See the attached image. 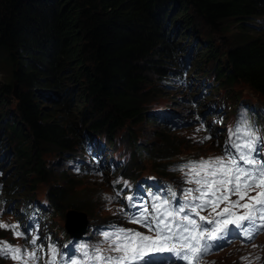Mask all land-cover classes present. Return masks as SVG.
I'll return each instance as SVG.
<instances>
[{
  "label": "trees",
  "instance_id": "1",
  "mask_svg": "<svg viewBox=\"0 0 264 264\" xmlns=\"http://www.w3.org/2000/svg\"><path fill=\"white\" fill-rule=\"evenodd\" d=\"M176 10L180 12L172 19ZM192 16L219 30L232 22L242 33L225 52L209 46L198 53L199 63L205 60L214 64L219 97H212L207 80L198 96L189 97L195 114L192 125H199L195 131L202 130L193 140L200 142L210 134L212 144L219 140L220 146L219 152L209 156L221 155L224 136L228 139L229 129L235 128L242 117L257 135L264 137V28L259 33L255 27H246L245 22L264 21V0H0V69L10 72L8 82L0 84L3 102L13 93V81L18 84L16 114L5 119L6 131L18 138L14 152L6 149L0 140V222L20 223L21 231L28 229L30 236L39 237L37 245L43 246V251H38L41 259L37 264H45L51 246L59 249L57 236L62 240L63 236L67 237L61 224L64 206L93 214L103 204L107 208L110 201L115 203L134 195L136 188L148 180V172L155 174L158 182L165 183L171 176L185 178L178 167L187 161L209 157L197 158L196 154L179 157L181 153L176 150L177 144L171 143L174 138L170 131L183 128L175 127L169 114L164 113L170 106L161 107L149 116L143 108L153 98L154 92L149 90L152 81H155L154 90L157 80L162 79L167 88H173L176 83L191 87L186 83L188 62H192L190 53L182 57L169 38L175 35V28L184 29L180 36L190 26L193 30ZM246 30L249 33L245 34ZM70 78L82 83L81 91L64 98L55 113L45 109V103L62 100L57 98L67 90ZM237 84L247 86L262 105L243 100L234 107L236 102L224 93L232 91ZM199 98L211 101L202 109ZM170 102H174L173 98ZM71 106L76 109L75 123L69 117L64 118ZM148 117L158 128V141L139 147L129 124L143 129ZM213 117L219 123L216 122L212 131L209 121ZM120 128H125L131 149L122 142L111 147ZM102 140L115 151L112 155L119 165L112 179L120 182L113 184L105 180L106 191L91 201L95 207L93 204L87 207L84 202L89 199L74 195V181H84L90 176L101 178L95 142L103 146ZM44 150L63 155L74 168L57 174L54 169H46L42 159ZM135 156L147 158L150 165L135 164ZM11 158L20 167L14 181H22L27 188L17 190L14 182H4L9 173L5 168ZM52 177L54 184L50 185ZM121 188L123 192L116 196ZM152 196L148 197L151 203ZM0 241L25 246L24 239L14 238L5 229H0ZM27 247L32 249L30 244ZM262 247L263 243L259 242L250 254L263 258ZM246 255L239 257L240 264H250ZM10 261L0 257V264H16Z\"/></svg>",
  "mask_w": 264,
  "mask_h": 264
},
{
  "label": "snow or ice",
  "instance_id": "2",
  "mask_svg": "<svg viewBox=\"0 0 264 264\" xmlns=\"http://www.w3.org/2000/svg\"><path fill=\"white\" fill-rule=\"evenodd\" d=\"M210 139L209 134L200 142ZM179 170L185 182L194 185L181 191L180 203H173L177 194L171 186L167 198L153 195L150 205L140 202L143 198L125 197L128 211L124 207L119 211L145 232L110 225L111 231L99 233L107 248L92 245L89 252L87 244H80L77 256L51 246L45 264H58V256L62 264H168L173 258L183 264H199L204 254L220 247L219 242H230L228 238L237 230L250 240L264 229V137L257 135L245 118L229 129L222 155L189 160ZM122 192L120 189L116 196ZM21 227L20 223L0 222V229L25 240L23 247L0 241V257L16 264H37L43 246L37 245L39 237L30 236V230L21 231ZM165 254H169L167 259H163Z\"/></svg>",
  "mask_w": 264,
  "mask_h": 264
},
{
  "label": "rangeland",
  "instance_id": "3",
  "mask_svg": "<svg viewBox=\"0 0 264 264\" xmlns=\"http://www.w3.org/2000/svg\"><path fill=\"white\" fill-rule=\"evenodd\" d=\"M180 10H176L172 19L178 15ZM192 19L194 20L193 23V30L191 29L192 26L185 31L188 35L180 36V33L184 30L181 28H175L176 32L175 35L173 34L170 36L169 41L171 46H176L182 57H184L185 54L190 53V57L192 58V62H188V77L186 79L187 84H191V87L180 85L178 83L174 84L173 88H167L164 85V80H157V90L153 89V86L155 85V81H152L149 90H152L154 93H151L153 96L152 99L148 100L146 104H144L143 108L145 109L147 115L153 114L157 109H160L164 106H170L166 107L164 109V113L168 111H172L174 117H176V120L174 122L175 125L181 124L185 125L180 129L176 131H170V136L174 138L171 143H176V150L181 153L179 157H184L188 155L196 154L197 158L208 156L209 153H217L219 152V146L220 141H216L214 144H212V140H207L204 143L194 141L193 139L195 136H199L197 133H201L202 130L198 129L195 131V128L198 127V124L192 125V120L195 118V114L193 113L194 107L189 102V97L191 96H198L199 92H201V88L203 86L202 83L206 84L207 81L210 83V93L212 97L214 95L218 96V90L220 88L218 87V84L216 85V76L215 72L213 70L214 64L212 61H205L203 60L201 63L198 62L197 56L198 53L201 52L202 48H207L209 46L213 47L214 49H218L222 52H225L228 48L234 45V43L238 40V37L241 36V32L236 26L231 22L224 24V27L222 26V29H214L209 27L203 22H200L197 18L192 16ZM246 22V27H255L261 33V29L264 28V21L262 19H259L258 21H251L249 20ZM172 26V25H171ZM184 26V25H183ZM249 33L248 30L245 31V34ZM183 39H182V38ZM191 79H190V78ZM215 77V78H214ZM10 78V72L8 69H0V84L7 83ZM76 79L70 78L69 81H67V90H63L60 92V96L57 99H62L60 102H55L52 100L51 103H45L47 105V110H52L54 113L57 111L58 107L61 106L63 103L64 98L68 99L72 96V93H78L83 88V85L81 82L76 83ZM207 80V81H206ZM13 85L16 87V92L18 91V84L16 81H13ZM183 88V89H181ZM232 90V89H231ZM158 91V94H156ZM228 99H231L234 103V107H237L240 101H248L249 98L251 103L255 105H262L260 99L245 85L243 84H237L235 87H233V90L226 91L224 93ZM206 97V96H205ZM173 98L174 102L171 103L170 100ZM211 98V97H210ZM56 99V100H57ZM178 99V101H176ZM80 100V99H79ZM207 101V102H206ZM211 101V100H209ZM206 98H199L200 102L198 105L200 108L204 109L207 106V103L209 102ZM249 101V102H250ZM44 104V105H45ZM237 104V105H236ZM16 93H12L8 101L3 102V99L0 98V140L3 146H5L6 149H11V152H14L15 146L17 144L18 138L11 137V134L6 131L7 124L5 122V119L9 116L16 114ZM45 105V106H46ZM73 105H77L74 103ZM176 105V106H172ZM179 105V107L177 106ZM177 107V108H175ZM220 109V106L219 108ZM76 109L74 106L70 108V112L67 114L66 117H69L68 119L75 123L76 118L74 117V112ZM58 114V113H57ZM6 115V117H5ZM63 116V115H62ZM147 118V121L141 126L139 125H133L131 122L129 124V127L131 131H135V139L136 143L139 145V147H143L144 144L147 146L152 145L153 143L157 142L158 137L156 134V131L158 128L155 124H151ZM178 121V122H177ZM177 123V124H176ZM77 126H79L77 124ZM217 123H213L209 125L210 129L212 131L216 128ZM134 128V129H133ZM200 129V128H199ZM130 131V132H131ZM125 128H120L114 137V140L111 143V147H118V143L122 142L126 147H129L131 149L130 143L127 141L125 136ZM219 135V134H217ZM141 136V137H140ZM197 150V152H196ZM46 151V150H44ZM135 158V164L142 166L150 165V161L146 158H139L137 156ZM42 159L44 161V164L46 165V169H54V173L57 174L62 171H67L66 169L69 168V162L67 160L63 159V155L57 154V152H54L51 150L50 152L46 151L42 154ZM103 167L105 168V177L108 178V174L110 173V168L113 169L112 161L108 158H105L103 161ZM8 173L7 179L4 181L5 183L9 184L10 182H14V184L17 186V190L19 188H27L26 186L22 185V181H14L15 176L19 173V163L16 162L13 164V158H11L10 161L7 162V167L5 168ZM54 177H52L50 180V185H53L54 183ZM58 178V177H57ZM84 181H74L75 189H74V195L75 196H81L84 200H88L84 202V206L90 207L91 204L95 207V203H91L92 200L95 201L96 196L101 192H105L107 189V183L105 178H99V177H93L90 176L88 178L82 179ZM175 184H178V181L175 182ZM44 186V185H43ZM45 189H47V186H44ZM24 193V192H19ZM18 194V193H17ZM97 200V199H96ZM100 206V205H99ZM62 208V207H61ZM104 208V209H103ZM100 208L97 207L96 210L94 209L93 214H91L89 211L83 212L82 214L85 216V221L88 222L91 217L95 216L96 218L92 221V226L94 228L93 232L91 233L90 237L87 239H84L82 244H87L89 246V251H91V246L94 243V240L96 239V235L99 233L100 230L104 228H108L110 225H116L123 228L133 227L135 226L124 223L120 220L119 216L111 215L110 210L105 207V204ZM104 210V211H103ZM73 211L72 208L69 209V206H64V210L61 212L62 219L61 224L62 227L65 226L66 222V216L69 212ZM76 212V211H75ZM97 213V214H96ZM242 233V232H241ZM243 234V233H242ZM256 233L253 234L252 239L255 238ZM244 239L245 236L243 234ZM249 240V239H246ZM251 240V239H250ZM263 243V249H264V233L258 237V239L251 243L250 247H230L229 249L222 251L218 253L217 255H214L210 258L209 264H240V256H242L244 253L251 252L258 244ZM107 248V244L105 246ZM258 251H261V248H258ZM75 251V244L74 242L70 243L69 246L65 249V253L68 254H74ZM251 257L257 259L258 263L264 264V257H258L257 255H250Z\"/></svg>",
  "mask_w": 264,
  "mask_h": 264
},
{
  "label": "water",
  "instance_id": "4",
  "mask_svg": "<svg viewBox=\"0 0 264 264\" xmlns=\"http://www.w3.org/2000/svg\"><path fill=\"white\" fill-rule=\"evenodd\" d=\"M15 89L14 86V94L16 93ZM87 223L82 213L71 211L66 216L65 229L70 237L80 238L86 232Z\"/></svg>",
  "mask_w": 264,
  "mask_h": 264
},
{
  "label": "bare ground",
  "instance_id": "5",
  "mask_svg": "<svg viewBox=\"0 0 264 264\" xmlns=\"http://www.w3.org/2000/svg\"><path fill=\"white\" fill-rule=\"evenodd\" d=\"M250 99L251 98H249V100L248 101H250ZM251 102V101H250ZM247 104V103H246ZM238 106V105H237ZM251 108V107H250ZM149 118V117H148ZM165 119V118H164ZM178 122V121H177ZM177 124V123H176ZM141 137V136H140ZM122 189V188H121ZM94 196H96V195H94ZM73 197V196H72ZM81 197V196H80ZM126 197V196H125ZM74 199H76V198H74ZM77 200H79V197H78V199ZM25 201H27V200H25ZM29 202V201H28ZM104 209V208H103ZM104 211V210H103ZM58 219V218H57ZM45 233V232H44ZM66 236V235H65ZM66 238V237H65ZM19 242V241H18ZM263 248V247H262ZM45 250V249H44ZM257 250V249H256ZM258 251V250H257ZM14 264V263H13Z\"/></svg>",
  "mask_w": 264,
  "mask_h": 264
}]
</instances>
